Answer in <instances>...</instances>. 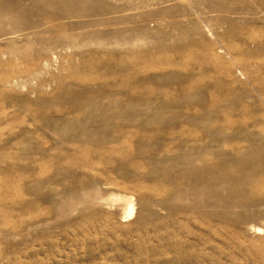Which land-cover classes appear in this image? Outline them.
Instances as JSON below:
<instances>
[{
    "label": "rangeland",
    "instance_id": "rangeland-1",
    "mask_svg": "<svg viewBox=\"0 0 264 264\" xmlns=\"http://www.w3.org/2000/svg\"><path fill=\"white\" fill-rule=\"evenodd\" d=\"M30 1L0 0V264H264V0H37L59 28L10 33Z\"/></svg>",
    "mask_w": 264,
    "mask_h": 264
},
{
    "label": "bare ground",
    "instance_id": "bare-ground-1",
    "mask_svg": "<svg viewBox=\"0 0 264 264\" xmlns=\"http://www.w3.org/2000/svg\"><path fill=\"white\" fill-rule=\"evenodd\" d=\"M30 3H31L30 5L32 6L31 9L33 8L34 10H30L29 9L23 15L26 16V17H29L32 23L30 25H28V26H23L21 28L17 27V26H14L13 29L11 30L12 32H10V33L21 32V34L25 38H27L29 36V34H31V33L35 35V32H36V34L38 35L40 33V31L43 30V28L50 29V30H55V29L59 28L58 25H56V24L53 25V26L50 25L49 27L48 26L45 27V25L50 24L51 22L55 21L57 18H64V16H66V15L63 12L56 11V12H51V13H43V12H41V10H43L45 8V5L42 4V2L37 1V0H31ZM102 13H104V12H102ZM14 30H16V31H14ZM27 30H30L32 32L27 33ZM38 57H40V56H38ZM37 60L38 59L36 57H34L31 61H29L26 58H23V59H20V60L17 59L18 63L20 65H24V66H29V65H31L30 63H32V61L34 62V61H37ZM113 76H115V75H113ZM210 103L211 104H215L212 101H210ZM222 115H224V114H222ZM258 124H259V122L257 121V119H254L250 124H239L238 127H237V132L239 133V132L244 131V130L246 131L248 128L257 126ZM238 137L240 139L241 135L238 136ZM243 137H244L245 140H247V139L252 140V138H248L249 135L243 136ZM216 145H217V147L219 146L220 149L229 147L234 152H237V151H239L240 149H242L244 147L240 142H238L235 139V137H233V139H229V138H226L224 136H221V137L218 138V141H217ZM216 160L218 162V166L217 167H220V166L223 167L224 166V162L222 160H220L219 157H217ZM232 173H233L234 176H238L239 178L247 177V176L253 174V172L251 170L250 171L232 170ZM263 173H264V169H263ZM125 202H126L125 208H124V218L125 219L123 221L126 222L127 220H129V219H126V218H132L135 210H134V204H133L132 199H128ZM251 228H253L255 230V233H257V234L262 233V228L261 227L253 226Z\"/></svg>",
    "mask_w": 264,
    "mask_h": 264
}]
</instances>
